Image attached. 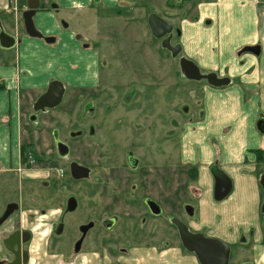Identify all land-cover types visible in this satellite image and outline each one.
Segmentation results:
<instances>
[{
    "label": "rangeland",
    "instance_id": "obj_1",
    "mask_svg": "<svg viewBox=\"0 0 264 264\" xmlns=\"http://www.w3.org/2000/svg\"><path fill=\"white\" fill-rule=\"evenodd\" d=\"M92 1L59 18L83 50L96 52L94 82L68 86L55 108L36 112L32 104L33 115L23 120L21 167L0 169L3 264L13 258L4 239L17 230L30 234L28 264H197L173 218L229 244V264H264L262 182L243 200L242 182L235 180L230 195L216 201L210 171L217 165L183 160V153H193L191 143L187 151L190 130L205 122L206 88L229 83L213 85L205 72L189 77L182 61L195 55L192 42L175 55L148 22L152 14L170 22V45L177 47L179 27L213 0ZM52 2L41 0L45 7ZM3 55L13 60L14 53ZM58 141L67 155L59 153ZM73 162L87 167L89 177L73 178ZM254 167L249 174L262 179L264 152ZM146 198L161 206V215L149 211ZM59 225L62 236H56Z\"/></svg>",
    "mask_w": 264,
    "mask_h": 264
},
{
    "label": "crops",
    "instance_id": "obj_2",
    "mask_svg": "<svg viewBox=\"0 0 264 264\" xmlns=\"http://www.w3.org/2000/svg\"><path fill=\"white\" fill-rule=\"evenodd\" d=\"M22 1L0 0V27L19 42L14 49L0 51L2 170L21 167L23 120L31 118L29 109L49 84L57 80L67 90L79 87L89 78L94 82L93 75L96 76L99 66L96 52L83 50L74 33L68 27L64 28L67 31L61 28L59 18L71 10H83L92 0H53L50 7L39 0L40 8L33 18L39 32L35 38L25 31L22 14L27 7L23 6L20 12ZM56 7L59 12L53 11ZM196 17L194 22L184 25L185 29L179 27L178 45L185 53L191 41L190 50L195 55L185 59L200 72L225 79L229 85L206 88L205 122L190 130L187 151L191 143L193 153L191 156L183 153V160L208 168L217 165L234 185L235 180L242 182L241 196L247 200L257 182L264 186V177L256 179L249 174V170L256 168L258 153L264 152V0L203 2L197 6ZM3 52L14 53L13 60L4 61L8 56ZM223 66L228 69L222 72L218 68ZM248 161L250 164H246ZM240 168L245 171L239 172ZM10 213L8 210L6 216ZM146 261L139 264H147Z\"/></svg>",
    "mask_w": 264,
    "mask_h": 264
},
{
    "label": "water",
    "instance_id": "obj_3",
    "mask_svg": "<svg viewBox=\"0 0 264 264\" xmlns=\"http://www.w3.org/2000/svg\"><path fill=\"white\" fill-rule=\"evenodd\" d=\"M39 8V0H28L27 10L22 14L26 33L34 38L39 36V32L35 27L33 19L36 10ZM148 22L153 35L157 38H164L163 45L177 55L181 50V47L178 45L177 47H172L169 41L173 25L156 14L150 15ZM207 23L209 24L210 21ZM16 46V37L7 33L5 30L0 29V48L11 50ZM182 65L189 77L194 79L200 77V70L191 61L187 59L183 60ZM207 78L209 83L217 86L228 83L225 79H217L216 75H208ZM65 90L63 83L52 81L46 92L34 103V110L38 112L57 107L63 100ZM57 145L59 153L62 156L68 154L69 150L64 143L58 141ZM70 171L72 177L78 180L86 179L90 174V170L87 167L76 162L71 163ZM211 173L214 179V199L216 201H222L230 195L233 189L232 179L218 166L211 167ZM145 203L154 215L159 216L162 214L161 207L154 200L148 198L145 200ZM172 222L177 227L183 247L187 251L194 253L200 264H229L231 248L227 243L218 238L206 237L201 233H191L188 227L177 218H173ZM28 239L29 233L21 231H16L10 237L5 239L4 244L6 248L16 256V261L12 264H27L28 255L26 252H21V242H26ZM0 264H2L1 261Z\"/></svg>",
    "mask_w": 264,
    "mask_h": 264
},
{
    "label": "flooded vegetation",
    "instance_id": "obj_4",
    "mask_svg": "<svg viewBox=\"0 0 264 264\" xmlns=\"http://www.w3.org/2000/svg\"><path fill=\"white\" fill-rule=\"evenodd\" d=\"M28 2V0H26V3ZM24 22V21H23ZM25 28V27H24ZM0 29H3V28H1L0 27ZM4 30V29H3ZM6 31V30H5ZM7 32V31H6ZM8 33V32H7ZM29 36V35H28ZM16 37V36H15ZM16 41H17V45L19 44V42H18V39H16ZM46 92V91H45ZM44 92V93H45ZM43 93V94H44ZM214 197V196H213ZM146 199H148V198H146ZM150 199V198H149ZM157 203V202H156ZM158 204V203H157ZM159 205V204H158ZM160 206V205H159ZM148 207V206H147ZM161 207V206H160ZM149 209V208H148ZM161 210H162V208H161ZM149 211H150V209H149ZM151 212V211H150ZM162 212H163V210H162ZM152 213V212H151ZM153 214V213H152ZM180 220V219H179ZM181 222H183L187 227H188V225L183 221V220H180ZM83 226H80L79 227V229H81ZM188 229H189V231L191 232V233H201V232H195V231H193V230H191L189 227H188ZM17 231H20V230H17ZM178 231V230H177ZM14 232H16V231H14ZM13 232V233H14ZM21 232H27V231H21ZM12 233V234H13ZM11 234V235H12ZM64 234V232H63V225H59V227L57 228V230H56V236H62ZM179 234V233H178ZM202 234V233H201ZM11 235H9L8 237H10ZM204 235V234H203ZM204 236H206V237H211V236H207V235H204ZM7 237V238H8ZM7 238H5V239H7ZM180 238V237H179ZM213 238H217V237H213ZM5 239H4V241H5ZM29 239H30V234H29ZM29 239L27 240V241H29ZM219 239V238H218ZM27 241L26 242H21V252L22 253H27V255H28V262H27V264L29 263V260H30V255H29V252L28 251H26L25 250V245H26V243H27ZM80 241V240H79ZM78 241V242H79ZM181 241V240H180ZM223 241V240H222ZM225 242V241H224ZM226 243V242H225ZM76 244H77V242H76ZM76 244H75V246H76ZM182 244V243H181ZM229 245V244H228ZM4 247H5V249L6 250H8L7 248H6V246H5V244H4ZM17 249V248H16ZM9 251V250H8ZM11 254H12V260L8 263V264H12L14 261H16V256H15V254H13L12 252H10ZM191 253V252H190ZM192 255H193V257L196 259V261H197V264H200V262H199V260H198V258L196 257V255L194 254V253H191ZM0 261H1V263L3 264L4 263V261H2L1 259H0ZM118 264H120V263H118Z\"/></svg>",
    "mask_w": 264,
    "mask_h": 264
},
{
    "label": "bare ground",
    "instance_id": "obj_5",
    "mask_svg": "<svg viewBox=\"0 0 264 264\" xmlns=\"http://www.w3.org/2000/svg\"><path fill=\"white\" fill-rule=\"evenodd\" d=\"M171 36V35H170Z\"/></svg>",
    "mask_w": 264,
    "mask_h": 264
}]
</instances>
